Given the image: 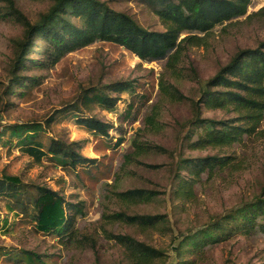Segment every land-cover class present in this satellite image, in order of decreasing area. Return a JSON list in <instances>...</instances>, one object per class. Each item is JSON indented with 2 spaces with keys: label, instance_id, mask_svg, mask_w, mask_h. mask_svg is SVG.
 <instances>
[{
  "label": "rangeland",
  "instance_id": "1",
  "mask_svg": "<svg viewBox=\"0 0 264 264\" xmlns=\"http://www.w3.org/2000/svg\"><path fill=\"white\" fill-rule=\"evenodd\" d=\"M100 1L126 13L149 32L164 31L158 17L140 0ZM12 2V11L0 2V178L19 179L30 196L23 194L22 202L33 196L34 186H44L67 203L82 204L84 217L77 220L72 235L66 232L58 239L37 231L30 204L0 195V264H27L21 252L33 254L37 258L33 264H134L114 236H129L164 253L150 264H264V234L245 233L247 227L226 222L231 213L264 198V120L253 133L227 146L193 148L201 137L197 129L186 137L197 115L238 123L230 109L210 110L196 104L205 83L239 51L255 49L264 41V0H250L245 16L213 28L199 46H186L170 64L143 62L107 42L53 61L38 37L18 63L26 36L22 22H38L54 0ZM160 80L177 89L183 99L169 100ZM99 93L116 100L115 105L91 100ZM154 111L158 125L150 130L144 118ZM83 117L108 124L107 137L80 125L77 120ZM34 124L41 127L35 140L46 152L40 161L22 151L11 129ZM138 128L142 131L136 133ZM134 137L155 149L139 156L141 163L127 164ZM53 139L79 142V154L94 163L64 168L48 153ZM204 157H228L227 165L195 178L189 198H176V176L188 178L180 171L179 160ZM131 189L155 195L137 204L116 196ZM115 213L158 218L151 225L129 224L112 219ZM216 223L223 228L218 229L215 243L200 249L186 247L185 237ZM14 253L19 262L13 259Z\"/></svg>",
  "mask_w": 264,
  "mask_h": 264
},
{
  "label": "trees",
  "instance_id": "2",
  "mask_svg": "<svg viewBox=\"0 0 264 264\" xmlns=\"http://www.w3.org/2000/svg\"><path fill=\"white\" fill-rule=\"evenodd\" d=\"M0 2L7 3L12 11V0ZM140 3L149 7L158 17L164 28L163 32L147 31L126 13L114 11L100 0H54L52 7L38 22H22L26 36L17 62L22 63V54L32 47L31 40L38 37L44 41L48 57L53 61L96 42H107L124 48L146 63H175L186 46H199L213 28L245 16L250 0H140ZM72 19L79 23H73ZM16 82V79L13 80V83ZM160 87L169 100L183 99L177 89L168 84L163 85L161 80ZM218 87L221 89L216 90ZM204 89L201 101L196 107L202 106L210 110L230 109L237 114L235 122L238 123L201 119L197 115L189 124L190 130L186 136L187 139L190 138L191 130L200 131L201 137L192 144L193 148L227 146L241 141L244 134L253 133L264 120V41L255 49L239 51L205 83ZM91 100L107 107L114 106L116 102L102 93L94 94ZM157 115L154 111L152 115L144 118L145 125L150 130L157 128ZM77 121L96 136L108 135L110 126L95 118L83 117ZM11 129L14 137L20 142L22 151L28 156L40 161L46 155L42 145L35 140L41 131L40 126H13ZM140 131L142 129L138 128L136 133ZM121 142L120 138L116 145ZM131 147V153L126 156L127 164L141 163L138 162V157L152 148L155 149L135 137L131 141ZM80 149L79 142L65 143L53 139L48 146V153L56 163L73 170L79 164L95 161L81 156L78 152ZM227 160L228 157H204L197 160L181 158L180 171L188 175V178L183 179L181 174L176 176L175 197L189 198L191 187L196 183L195 178L205 171L225 167ZM30 192H34L33 196L22 202L21 196H29V191L25 190L19 179L0 178V195H9L19 204L32 206L31 219L38 232L58 239H62L66 232L72 235L77 220L84 217L83 205L67 203L57 191L44 186H34ZM154 195L143 189H131L116 194L122 201L131 204L149 202ZM25 210H22V213ZM157 218L158 216L148 215L127 216L124 213H115L112 216L114 220L141 225H151ZM226 222L237 228L247 227L245 233L257 230L264 234V198H259L231 213ZM222 228L223 225L216 223L185 237L186 247L200 249L215 243L217 231ZM113 238L123 246L128 260L134 264H150L164 255L162 251L135 241L129 236ZM21 255L27 264H33L34 259H37L30 252H21ZM12 257L16 262L20 261L18 254L14 253Z\"/></svg>",
  "mask_w": 264,
  "mask_h": 264
}]
</instances>
